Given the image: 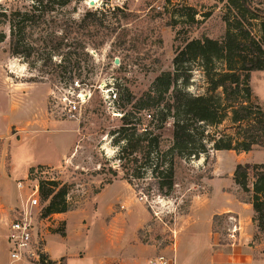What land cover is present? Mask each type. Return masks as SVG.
I'll use <instances>...</instances> for the list:
<instances>
[{"label": "rangeland", "instance_id": "rangeland-1", "mask_svg": "<svg viewBox=\"0 0 264 264\" xmlns=\"http://www.w3.org/2000/svg\"><path fill=\"white\" fill-rule=\"evenodd\" d=\"M228 1L73 0L66 11L50 13L34 32L29 29L26 40L41 50L47 34L67 37L70 48L65 51L76 52L73 61L81 65L72 80L69 72L54 66L62 57L55 56L51 63L48 53L39 51L28 58L30 63L40 59L33 69L13 56L9 26L1 24L0 32H5L7 39L0 43V219L5 214L1 205H15L18 210L28 198L26 188L22 192L17 188L19 180L29 177L39 183L55 182L58 187L54 189L68 188L70 218L65 246L59 239L50 240L67 230L62 216L38 223L50 243L52 257L58 259L66 247L69 254L80 251L79 256H86L87 264H92L114 251L104 243L108 229L112 239L137 240L145 248L140 264H149L161 255L177 262L180 245L186 244L184 239L193 225L205 224L211 216L192 205L209 208L248 200L233 180L240 159L235 152L211 151L208 158L178 160L175 191L165 197L159 193L158 179L150 168H142V178H133L141 163H130L133 157L120 154L115 142L125 115H143V127L151 125L144 113L135 114L133 104L127 105L126 89L140 98L160 74L173 72L176 53L186 41L222 40L227 31ZM249 1L264 11V0ZM30 5L31 0H0V9L8 12ZM96 11V15L86 16ZM192 14L194 20L189 17ZM75 81L80 82V88ZM251 86L253 101L264 110V72L252 74ZM206 87L203 74L194 71L190 91L204 94ZM82 89L86 103L74 117L67 116L64 97L76 101ZM172 124L170 121L161 132L162 149L172 142ZM229 124L227 121L209 131H223ZM254 159L264 160V154ZM233 223L224 215L215 220L214 229L223 243ZM78 224L82 232L73 235L72 225ZM2 235L0 264H9ZM128 257L131 255L123 254L122 264L131 263ZM52 261L61 264V260Z\"/></svg>", "mask_w": 264, "mask_h": 264}, {"label": "trees", "instance_id": "trees-1", "mask_svg": "<svg viewBox=\"0 0 264 264\" xmlns=\"http://www.w3.org/2000/svg\"><path fill=\"white\" fill-rule=\"evenodd\" d=\"M72 1L31 0L25 10L0 9V25L6 22L10 30L11 54L25 63H30L28 58L39 51L48 53L51 63L55 56L62 57L54 66L63 68L74 79L73 73L81 70V65L73 61L76 52L65 51L70 48L67 37L51 32L43 40L45 45L41 50L26 41L29 29L34 32L42 19L57 10L66 11ZM194 15L189 17L194 20ZM225 22L227 31L222 40L186 41L176 53L174 71L160 74L140 98L126 89L127 105L133 104L135 114L144 113L151 125L143 127V115L140 118L125 115L124 126L115 142L120 154L133 157L130 163L135 166L141 163L135 167L133 178H142V168H150L153 177L158 179L162 196L169 197L175 191L178 160L208 158L211 151L242 154L264 149V110L253 101L251 86L252 74L264 72V11L252 7L249 0H229ZM6 39V33L0 32V43ZM38 61L30 63L31 68L36 69ZM194 71L203 74L207 86L204 94L190 91ZM170 121L173 122L172 142L167 149H162L161 132ZM227 121L230 124L225 130L209 131ZM233 180L248 195L255 212L254 221L264 235V164H238ZM129 183L132 185V180ZM39 187L41 202L46 204L44 218L69 211L66 185L54 189L58 184L47 181L39 183ZM49 264L55 263L50 260ZM61 264H66L65 259H61Z\"/></svg>", "mask_w": 264, "mask_h": 264}, {"label": "crops", "instance_id": "crops-1", "mask_svg": "<svg viewBox=\"0 0 264 264\" xmlns=\"http://www.w3.org/2000/svg\"><path fill=\"white\" fill-rule=\"evenodd\" d=\"M227 152V151H218ZM232 152V151H229ZM257 154H264V149H258L249 153L239 154L240 159L238 164H264V160L256 161L254 158ZM237 164V165H238ZM32 166V165H30ZM29 166V167H30ZM2 211L5 212L3 217H1L0 222V233L5 238L7 236V229L12 220V210L15 205H1ZM201 205L197 207L192 205L191 208L198 210L199 208L207 211L209 213L210 219L205 221V224L193 225L190 232L186 235L184 246L181 244L176 264H264V235L259 232L257 224L254 221L255 212L251 203L248 200L243 202L233 203L232 205ZM226 216L227 218L233 217L236 220V225L238 232H236V241L229 239V232L226 233V243L222 242L220 238V233L216 232L215 227V217ZM56 216H62L63 221L66 223V229L64 236H53L50 240L59 239L65 242L69 238V216L70 213L57 214ZM68 216V217H67ZM98 221V225L102 226ZM72 234L77 235L82 232L79 228L80 224L77 226L72 225ZM71 227V225H70ZM112 234L110 230L107 229L105 237V245L114 249L112 253H106V255L101 256L99 259L94 261L92 264H122V256L131 255L129 261L132 264H140V259L145 254V248L137 240L129 239H112ZM50 241V242H51ZM7 242V241H6ZM136 242V243H135ZM64 250L56 259L52 257V249L50 243H47V251L51 255L52 260L60 261L65 259L66 264H87L88 258L85 256L81 258L79 256L80 251H70ZM123 250H125L123 252ZM129 263V264H131ZM128 264V263H127Z\"/></svg>", "mask_w": 264, "mask_h": 264}, {"label": "built area", "instance_id": "built-area-1", "mask_svg": "<svg viewBox=\"0 0 264 264\" xmlns=\"http://www.w3.org/2000/svg\"><path fill=\"white\" fill-rule=\"evenodd\" d=\"M76 82V87L80 88V82ZM74 82V83H75ZM76 101H71L64 97V111L69 117H74V114L81 109L86 103V92L84 89L76 94ZM90 97V96H88ZM68 102V103H67ZM17 188L22 192L25 188L28 190V198L21 203L20 209L17 207L12 210L14 217L12 218L7 229V246H8V262L9 264H49L51 260L47 251V241L41 234L38 223L46 221L51 217L44 218L43 208L41 205L40 187L37 179L19 180L16 184ZM234 222L236 220L230 217ZM229 239L236 241V232L238 228L236 223H233L228 230ZM149 264H176L175 260L167 256L161 255L151 260Z\"/></svg>", "mask_w": 264, "mask_h": 264}, {"label": "water", "instance_id": "water-1", "mask_svg": "<svg viewBox=\"0 0 264 264\" xmlns=\"http://www.w3.org/2000/svg\"><path fill=\"white\" fill-rule=\"evenodd\" d=\"M90 4H95V3H92V1H90ZM117 61H118V60H117ZM117 61H116V62H117Z\"/></svg>", "mask_w": 264, "mask_h": 264}, {"label": "bare ground", "instance_id": "bare-ground-1", "mask_svg": "<svg viewBox=\"0 0 264 264\" xmlns=\"http://www.w3.org/2000/svg\"><path fill=\"white\" fill-rule=\"evenodd\" d=\"M92 3H94V2H92Z\"/></svg>", "mask_w": 264, "mask_h": 264}]
</instances>
